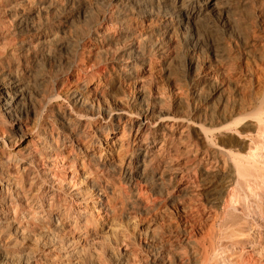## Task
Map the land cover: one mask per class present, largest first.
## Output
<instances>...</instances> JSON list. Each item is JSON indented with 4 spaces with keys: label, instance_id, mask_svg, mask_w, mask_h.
<instances>
[{
    "label": "bare ground",
    "instance_id": "bare-ground-1",
    "mask_svg": "<svg viewBox=\"0 0 264 264\" xmlns=\"http://www.w3.org/2000/svg\"><path fill=\"white\" fill-rule=\"evenodd\" d=\"M76 1L21 0L12 9L17 27L30 33L26 40H41L26 51L36 60L42 55L43 65L67 66L74 80L66 97L71 108L58 114V132L40 134L34 151V138L20 123L0 137V264H99L105 250L116 264H129L127 247L114 252L103 243L119 225L113 187L97 171L117 175L121 192L136 199L143 214L164 203L198 200L194 192L202 183L219 181L202 210L193 207L196 217L218 221L219 233L207 230L202 242L188 225L178 226L174 239L146 233L148 254L133 264H264V55L237 51L236 60L225 53L261 30L259 16L235 18L231 0H108L109 10L95 16L88 40L79 39L68 57V40L57 26L61 16L81 15L92 5ZM52 13L58 17L51 23L29 22ZM85 33L80 29L78 38ZM172 46L180 53H171ZM99 51L118 73L112 87L93 83L104 73L93 69L91 58ZM155 68L179 88L164 96L143 93L139 78ZM25 78L17 68L0 81V111L9 119L37 116L25 105ZM182 86L189 98L182 97ZM114 88L131 109L109 111L95 103ZM217 94L221 102L206 113L202 106ZM27 180L36 188L32 195L24 192Z\"/></svg>",
    "mask_w": 264,
    "mask_h": 264
},
{
    "label": "rangeland",
    "instance_id": "rangeland-1",
    "mask_svg": "<svg viewBox=\"0 0 264 264\" xmlns=\"http://www.w3.org/2000/svg\"><path fill=\"white\" fill-rule=\"evenodd\" d=\"M20 1L21 0L8 2L7 0H0V81L3 78V75L7 73H12L17 68L19 71L22 72V74H25V77H26L25 79L28 82L27 92L29 93L27 97L28 100H26L25 105L29 107L31 106V108L35 109L37 112V116L27 117L24 114H18L12 120L6 117L0 111V137L5 134H9L13 126L14 125L16 126L18 123H20L23 126H26L27 128H29V132L34 138V141L32 142V145L30 148L32 152L36 149L38 145L37 140L39 139V136H41L43 133L49 132L50 130L53 133L58 132L59 130V120H58L59 115L58 114L60 113V111L67 112L71 108L70 103L68 101L66 102V97L68 94V90L70 89L72 85L71 82H73L74 80V76H72V74L70 75L69 73H67V66L63 64L59 65L57 61L51 62L50 65L45 62V64L43 65L42 63L44 61L42 62V58H41L42 55L38 56L36 60L32 57L33 51L31 50L28 52L26 51L30 47L34 46L36 42H41V40L31 41V42L29 40H26L27 36L30 33L27 32L23 28L17 27L16 21L14 17L12 16V12H14V10L12 9L14 8L13 6L16 3H20ZM231 2H234L237 6L236 13H235L236 15H234L235 18H239V19L241 18L243 22H247V21H253V18H255V16H259V23H260L261 30L249 34L248 35L249 37H247L246 44L244 46L242 42L241 43L239 42L238 46L236 47L234 45H231L229 48L228 47L225 48V53L227 55H230L231 58H235L236 60H237V57L239 56L237 51L241 52L243 50H246L253 57H255V59L264 55V0H231ZM81 4L82 2H79V5ZM91 4H92L91 7H87V6L85 7V10H86L85 13L81 15L68 14V16H66L64 19H62V16H61L60 24L59 25L56 24L58 28H60V31L65 33V36L68 40L67 41L68 44L65 47V51L68 57L71 56V54L75 50L74 45L76 44L77 41H79V39L84 40V41L88 40L87 34H88L89 29H92V28L94 29L96 25L95 16L96 15L98 16L99 14L107 12L109 10L108 0H102V1L101 0H95V1L91 0ZM77 5H78V2L75 0V6ZM47 17L49 18L48 19L42 18L39 21L36 18L31 17L30 18L31 20H29V22L32 21L36 24V26L39 27L40 25H43L47 22L48 23L53 22L58 16H57V13H54V14L52 13L51 15ZM92 19H93V22H92ZM83 28L86 29V33L83 35L82 38H78L80 37L79 30ZM38 48H41V46H39ZM175 48L172 46L171 53H174V54L180 53L179 48L177 47ZM91 59L93 63V69L95 70L100 69L101 71L104 70L103 74L94 75L93 83L97 84L100 82V86L102 85L101 87L114 86L115 84L114 76L118 75V73L115 71V69H112V63L109 62L108 55L105 54V52L99 51L97 54L93 53V57ZM178 63L181 64V61L179 60ZM173 64L174 65L172 66V71L177 72L179 68V64H175V63ZM156 70L157 68L152 69V70H146L141 74L139 80H140L141 91L143 93L145 94L150 93L152 95L155 94L156 96L158 95L164 96L165 93H166L165 95H167L171 91H174L175 89H177V87L179 88V86L177 85H179L180 82H166L165 80H163L164 77L162 76V72H158ZM150 72L152 74L151 78H149ZM62 83H65V85L62 86ZM145 84H148V85H145ZM181 89L182 91L180 92L182 94V97L189 98V91L187 90V87L182 86ZM56 94L60 95L59 99L54 98ZM124 96L125 94L121 92V90H115L114 88L112 92H109L107 95L103 96L99 100H95V103H98L105 110L108 108L107 110L109 111L122 108V107H123L122 109H131V108H127V105L124 102L125 101ZM218 96H219L218 94L215 95L209 101V103L202 106L206 110V113L209 114L214 107H218L219 102H221L218 100ZM93 97L96 98V95L94 96V93H93ZM222 98H224V96L221 97V100ZM246 99L247 101H252V98L248 95H246ZM121 100L124 103H121ZM235 101H238V97L235 98ZM249 112H251V110ZM200 114L202 113L196 114L195 117ZM25 149L26 148H24V145H23V149H21L22 157H26L27 155V153H25ZM8 170L12 172L13 168L10 167ZM95 174L98 177L105 180V182H107L110 186L113 187V190L115 193L112 196V200L115 203V205H117L116 218H117V224L119 225L118 230L116 231V234L114 236H111L108 234L107 238H109L110 240L107 239V241H104L103 243H107L108 246L111 248L110 250H113L114 252L120 249H123L124 247H127V251L130 254L129 264H133V261L136 259L135 257L137 258L143 257L144 259L146 255L148 254L149 249L147 246L150 243V241L149 239H147L146 233L155 232L161 237L171 234L174 239V234L176 233V229L178 228V226L184 227L185 225H188L195 231L194 238L198 242H202L205 236L207 235L208 231L211 232L212 229H214L215 233H219V227L217 225L218 221H213L211 218H209L210 219L209 220L207 219L206 216L203 218H200L199 216L196 217L194 213L195 211H193L194 209L193 207L195 205L198 206L200 210H202L203 201L206 200L209 194L211 193L214 194L213 193L214 187L215 186H217V188L219 187L218 185L219 181L217 182L206 181L205 183L201 184L198 190L194 192L196 195H198L200 199L198 198L197 199L200 201L196 200L195 197H192L190 200H188V202H187V199H184L181 202H177V204L176 203H164L161 206L162 208H160V210L152 211L149 214H143L138 210L137 200L130 196L126 198L124 194L121 192L120 187L122 184L117 175H112L111 173L109 172L107 173L105 171L104 172L97 171L95 172ZM29 182L30 180H27L25 182L24 192L25 193L31 192L30 195H32L33 193L36 192V188L35 187L30 188ZM229 188L231 189L236 188V180H233L229 183ZM200 193L201 195L199 196ZM178 204L179 205L181 204V205L179 206ZM200 204H201V207H200ZM0 212H1V206H0ZM126 213H130L129 215L131 218L128 220L124 219L123 217L124 214ZM139 213H140V218H139ZM162 213H165V214H162ZM155 219H156V222L154 221ZM198 221H201V222H198ZM132 222H134L135 224H133ZM128 224H130L131 227ZM2 233L3 232H1V229H0V237H2ZM113 238H115V240ZM113 240H114V243H112ZM218 244H220V241L218 242ZM99 264H116L114 256L109 252V250L108 251L105 250V252L101 254V256L99 257Z\"/></svg>",
    "mask_w": 264,
    "mask_h": 264
}]
</instances>
